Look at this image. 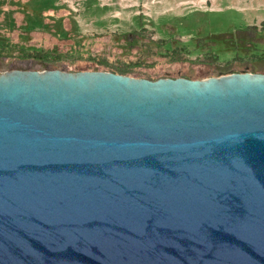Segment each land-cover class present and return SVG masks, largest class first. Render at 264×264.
I'll use <instances>...</instances> for the list:
<instances>
[{
	"label": "water",
	"instance_id": "obj_1",
	"mask_svg": "<svg viewBox=\"0 0 264 264\" xmlns=\"http://www.w3.org/2000/svg\"><path fill=\"white\" fill-rule=\"evenodd\" d=\"M0 264H264V74L0 72Z\"/></svg>",
	"mask_w": 264,
	"mask_h": 264
},
{
	"label": "rangeland",
	"instance_id": "obj_2",
	"mask_svg": "<svg viewBox=\"0 0 264 264\" xmlns=\"http://www.w3.org/2000/svg\"><path fill=\"white\" fill-rule=\"evenodd\" d=\"M243 2L0 0V72L97 70L152 81L264 74V23H250ZM256 6L264 19V0Z\"/></svg>",
	"mask_w": 264,
	"mask_h": 264
},
{
	"label": "crops",
	"instance_id": "obj_3",
	"mask_svg": "<svg viewBox=\"0 0 264 264\" xmlns=\"http://www.w3.org/2000/svg\"><path fill=\"white\" fill-rule=\"evenodd\" d=\"M242 1H244L243 2L244 3L243 4L244 6L242 5L244 8L242 7L243 10H240L241 9L240 8V9H238V11H242V13H244V14L250 13L251 14L250 15V17H251L250 19L252 20V21H250V23H253V24H257V23H261L262 24V23H264V19H262V20H260V19L256 20L257 19V16H255L256 15L255 12H254L255 10H253V9H257L258 10V8H259L260 10H258V11H261V8L260 7H257L256 5H257V3H259L260 1H263V0H242ZM247 4H251V8H248L250 10H247L245 8V6H248ZM227 7L231 8L230 6H226V8Z\"/></svg>",
	"mask_w": 264,
	"mask_h": 264
},
{
	"label": "bare ground",
	"instance_id": "obj_4",
	"mask_svg": "<svg viewBox=\"0 0 264 264\" xmlns=\"http://www.w3.org/2000/svg\"><path fill=\"white\" fill-rule=\"evenodd\" d=\"M19 70H21V69H19Z\"/></svg>",
	"mask_w": 264,
	"mask_h": 264
},
{
	"label": "flooded vegetation",
	"instance_id": "obj_5",
	"mask_svg": "<svg viewBox=\"0 0 264 264\" xmlns=\"http://www.w3.org/2000/svg\"><path fill=\"white\" fill-rule=\"evenodd\" d=\"M184 78V77H183Z\"/></svg>",
	"mask_w": 264,
	"mask_h": 264
}]
</instances>
